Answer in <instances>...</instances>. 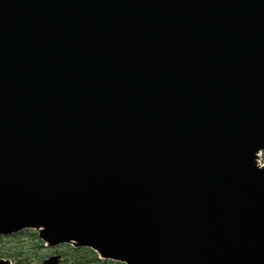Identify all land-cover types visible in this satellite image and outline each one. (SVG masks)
Masks as SVG:
<instances>
[{"label":"water","instance_id":"1","mask_svg":"<svg viewBox=\"0 0 264 264\" xmlns=\"http://www.w3.org/2000/svg\"><path fill=\"white\" fill-rule=\"evenodd\" d=\"M263 152L264 0H0V236L264 264Z\"/></svg>","mask_w":264,"mask_h":264},{"label":"rangeland","instance_id":"2","mask_svg":"<svg viewBox=\"0 0 264 264\" xmlns=\"http://www.w3.org/2000/svg\"><path fill=\"white\" fill-rule=\"evenodd\" d=\"M258 161L264 166V152ZM74 248L71 244L50 248L35 230H25L9 237L0 236V258L12 264H43L54 256L62 257L61 264H123L104 260L91 249Z\"/></svg>","mask_w":264,"mask_h":264},{"label":"trees","instance_id":"3","mask_svg":"<svg viewBox=\"0 0 264 264\" xmlns=\"http://www.w3.org/2000/svg\"><path fill=\"white\" fill-rule=\"evenodd\" d=\"M79 252V251H78Z\"/></svg>","mask_w":264,"mask_h":264}]
</instances>
